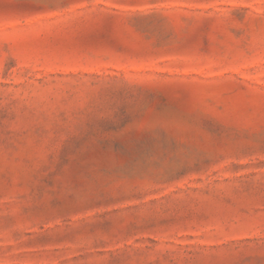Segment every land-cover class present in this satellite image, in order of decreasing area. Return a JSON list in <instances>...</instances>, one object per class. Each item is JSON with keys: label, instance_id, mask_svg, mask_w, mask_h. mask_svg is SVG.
<instances>
[{"label": "rangeland", "instance_id": "obj_1", "mask_svg": "<svg viewBox=\"0 0 264 264\" xmlns=\"http://www.w3.org/2000/svg\"><path fill=\"white\" fill-rule=\"evenodd\" d=\"M0 264H264V0H0Z\"/></svg>", "mask_w": 264, "mask_h": 264}]
</instances>
